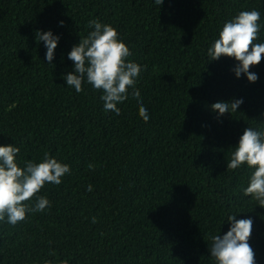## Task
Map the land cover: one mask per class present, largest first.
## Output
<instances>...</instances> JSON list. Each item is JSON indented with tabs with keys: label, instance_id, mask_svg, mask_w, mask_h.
<instances>
[{
	"label": "trees",
	"instance_id": "trees-1",
	"mask_svg": "<svg viewBox=\"0 0 264 264\" xmlns=\"http://www.w3.org/2000/svg\"><path fill=\"white\" fill-rule=\"evenodd\" d=\"M253 9V43H264V0H0V145L20 148L21 167L47 152L71 168L36 194L49 209L0 221V264H216L211 237L233 214L253 219L249 244L264 264V207L242 190L253 169L227 170L244 130L264 129V58L249 82L234 57L207 53L225 22ZM93 19L112 24L141 65L147 122L133 88L117 115L102 90L67 86L68 53ZM49 30L60 37L51 64L36 39ZM234 98L244 101L235 112L211 108Z\"/></svg>",
	"mask_w": 264,
	"mask_h": 264
},
{
	"label": "clouds",
	"instance_id": "clouds-1",
	"mask_svg": "<svg viewBox=\"0 0 264 264\" xmlns=\"http://www.w3.org/2000/svg\"><path fill=\"white\" fill-rule=\"evenodd\" d=\"M164 0H155L156 5H162ZM260 12L240 11L237 15L224 23L219 32V38L208 48L210 60H219L222 56L234 57L239 63L233 71L237 78L246 74L249 82H256L258 74L250 71L264 58V43H253L260 31ZM61 25L63 21L60 22ZM93 30L81 38L68 53V59L73 61L74 70L64 76L67 86L75 89L76 93L83 91L86 81L96 90H102L100 99L104 102L105 112L120 114L117 106L128 99V89L133 88L132 97L139 104V115L145 122L150 119L146 107L143 105L140 91L135 88L136 78L141 73V65L128 59L132 55L129 46L119 39L118 30L110 23H102L99 19L88 21ZM36 39L43 41L46 60L51 64L60 37L51 30L37 31ZM243 98L232 101H219L211 105L213 111L219 115L235 112L243 104ZM20 148L0 145V221L7 217V223L15 226L25 220L28 212H44L51 207L47 196L37 193L46 183L60 185L65 174L71 168L67 163L58 161L54 156L45 152L40 160L23 162V167L17 161ZM247 164L253 171L245 196H251L261 207H264V129L248 127L240 137L238 145L227 159V170H235ZM96 165L89 163L87 168L95 170ZM89 192L93 190L88 185ZM35 196V203L31 201ZM230 228L224 234L213 235L209 251L215 258L216 264H256L255 253L249 244L253 229L252 218L236 219V215H229ZM97 220L93 217V223ZM44 264H53L46 260Z\"/></svg>",
	"mask_w": 264,
	"mask_h": 264
}]
</instances>
